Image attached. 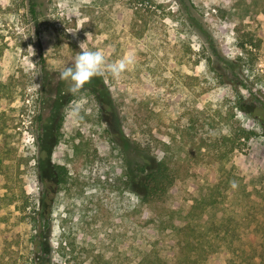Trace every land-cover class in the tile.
Listing matches in <instances>:
<instances>
[{
    "label": "rangeland",
    "instance_id": "obj_1",
    "mask_svg": "<svg viewBox=\"0 0 264 264\" xmlns=\"http://www.w3.org/2000/svg\"><path fill=\"white\" fill-rule=\"evenodd\" d=\"M83 41L134 63L72 94ZM263 100L264 0H0V264H264Z\"/></svg>",
    "mask_w": 264,
    "mask_h": 264
},
{
    "label": "trees",
    "instance_id": "obj_2",
    "mask_svg": "<svg viewBox=\"0 0 264 264\" xmlns=\"http://www.w3.org/2000/svg\"><path fill=\"white\" fill-rule=\"evenodd\" d=\"M241 46L244 48V43H241ZM236 62H238V60L233 61V63ZM236 103L241 110H246L245 101L241 94H237ZM256 110H263L261 116L264 118V100L261 103V107L256 108ZM250 132L251 131L244 127H237L236 140H233L230 136L214 137L211 138L208 143H205V145L207 146L210 155L216 159H221L237 148L236 141L238 140L239 143L242 136L248 138ZM139 165L140 170L145 173V192L140 195L141 200L153 204L157 199H165L168 190L173 186L174 181L176 180V175L172 172L171 167L167 164L166 160L163 159L156 162L155 166L151 169H148L146 164L141 163ZM55 167L57 169L58 182H64L66 180L67 170L59 164L55 165ZM186 227L190 226L186 224L185 226L179 227V229ZM197 258H195V260H197ZM34 264L42 263H40L39 260H36V263Z\"/></svg>",
    "mask_w": 264,
    "mask_h": 264
},
{
    "label": "clouds",
    "instance_id": "obj_3",
    "mask_svg": "<svg viewBox=\"0 0 264 264\" xmlns=\"http://www.w3.org/2000/svg\"><path fill=\"white\" fill-rule=\"evenodd\" d=\"M75 35L76 32H71ZM87 37L89 33L85 34ZM80 52L75 56L74 63L71 66L65 67L60 72V79L69 82L68 91L72 94L80 92L85 84L90 83L94 77L103 75L105 69L112 75L114 79H120L122 74L128 70L129 66L134 63L133 54L129 53L125 57L108 63L106 56L102 50H89L85 41L79 43ZM28 50L34 56L35 49L32 45L28 46ZM40 85L34 83L33 87L38 88ZM81 106L76 104L71 108L70 114L73 117H80ZM231 186H237L235 181L231 182Z\"/></svg>",
    "mask_w": 264,
    "mask_h": 264
}]
</instances>
